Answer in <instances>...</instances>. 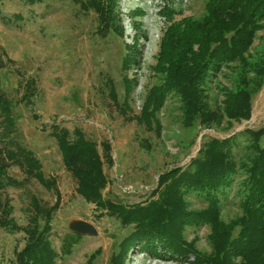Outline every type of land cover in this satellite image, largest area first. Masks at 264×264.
I'll use <instances>...</instances> for the list:
<instances>
[{
	"label": "rangeland",
	"instance_id": "obj_1",
	"mask_svg": "<svg viewBox=\"0 0 264 264\" xmlns=\"http://www.w3.org/2000/svg\"><path fill=\"white\" fill-rule=\"evenodd\" d=\"M206 0H172L166 6L161 0H120L124 36L110 32L97 33L98 18L94 11H84L75 0H0V57L5 63L0 70L3 91L12 101L16 121V140L38 160L44 178H52L55 186L46 189L34 178L13 165L10 177L20 186L3 191L12 206V218L21 226L27 224V205L35 195L52 206L57 194L60 207L52 219V246L58 254L56 264H88L89 257L100 250L92 264H110L112 255L132 227H124L116 216L97 210L76 193V182L64 168L51 126L72 132L81 129L88 139L110 145L112 163L104 162L107 185L103 197L115 205L132 207L148 201L160 176L173 168H184L195 157L202 141L224 139L243 130L264 128V82L251 97L248 121H230L223 117L218 125L203 126L198 121L191 127L182 123L181 102L169 96L157 112L159 126L151 129L138 122L143 101L150 89L161 82L154 71L159 44L165 29L183 18L201 19ZM171 17V20H169ZM140 31H135L134 24ZM264 30L258 32L248 54L256 56ZM143 36V37H142ZM134 38V40H133ZM138 39L135 42V39ZM140 49V61L123 70L125 45ZM255 54V55H254ZM236 63L230 64L235 66ZM133 80V90L126 94L124 78ZM32 80V105L21 101L27 92L25 82ZM235 72L224 67L208 84L210 109L222 110L223 89H233ZM114 89L116 104L110 96ZM29 93V92H27ZM127 101L129 109L123 110ZM35 116H37L35 118ZM248 142L239 137L233 149L235 160L247 162L251 156ZM264 146V136L260 140ZM239 176L227 201L222 202L221 218L228 222L241 215L236 195ZM57 192V194H56ZM191 210H203L206 203L190 196ZM84 221L94 227L95 234H80L70 254L64 255V237L75 234L72 226ZM238 230L234 231V235ZM209 227H187L184 239H196L195 248L210 253L207 241ZM25 244L24 233H10L0 228V264H12ZM126 264H180L149 259L130 253Z\"/></svg>",
	"mask_w": 264,
	"mask_h": 264
},
{
	"label": "trees",
	"instance_id": "obj_2",
	"mask_svg": "<svg viewBox=\"0 0 264 264\" xmlns=\"http://www.w3.org/2000/svg\"><path fill=\"white\" fill-rule=\"evenodd\" d=\"M41 0H29L33 3ZM164 6L172 0H161ZM84 11H94L98 18L97 33L106 37L110 32L124 36L120 0H75ZM171 20V17H169ZM138 24H134L135 31ZM264 30V0H206L201 19L183 18L171 23L159 44L154 71L161 82L147 93L138 122L151 129L158 128L157 112L169 96L181 102L182 123L191 127L197 121L203 126L218 125L223 117L230 121H248L251 115V97L264 82V34L256 56L248 54L258 32ZM143 37V36H142ZM134 40V38H133ZM138 39H135L137 42ZM135 44L125 45L123 70L138 65L140 49ZM254 54V55H255ZM236 63L235 66L230 64ZM5 63L0 57V70ZM224 67L235 72L234 88L223 89L222 110L210 109L208 84ZM126 94L133 90V80L124 78ZM21 98L32 105L33 81L25 82ZM110 96L116 104L114 89ZM129 109L127 101L123 110ZM37 116H35L36 118ZM16 121L12 101L3 91L0 80V228L25 235L23 248L16 253L12 264H56L58 254L50 237L52 219L60 207L55 203L46 207L35 195L27 205V224L18 225L12 218V206L3 191L20 186L8 174L16 165L28 178L36 179L46 189L55 186L52 178H44L34 154L20 145L16 136ZM51 135L59 148L66 171L76 182V193L95 209L116 216L131 232L118 245L110 264H126L130 253L143 254L149 259L180 264H264V146L260 140L264 128L243 130L224 139L208 138L201 142L198 152L184 168H173L163 173L148 201L132 207L115 205L103 197L107 185L104 162L112 163L111 148L102 142L88 139L79 128L72 132L51 126ZM248 142L250 157L238 163L233 149L239 137ZM239 176L236 195L239 196L241 215L225 222L221 218L222 202L227 201L235 177ZM206 203L203 210H191L188 197ZM209 227L207 241L210 253L195 248L196 239H184L187 227ZM238 230L236 235L234 231ZM80 234L64 237L61 251L67 255L80 239ZM100 253L89 257L92 264Z\"/></svg>",
	"mask_w": 264,
	"mask_h": 264
},
{
	"label": "water",
	"instance_id": "obj_3",
	"mask_svg": "<svg viewBox=\"0 0 264 264\" xmlns=\"http://www.w3.org/2000/svg\"><path fill=\"white\" fill-rule=\"evenodd\" d=\"M73 231L77 234H95L96 230L94 227L84 221H77L72 226Z\"/></svg>",
	"mask_w": 264,
	"mask_h": 264
}]
</instances>
